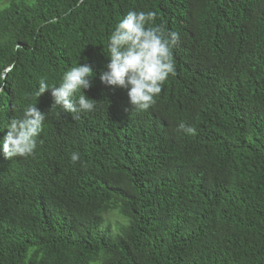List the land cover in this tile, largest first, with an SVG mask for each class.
<instances>
[{"label":"trees","instance_id":"1","mask_svg":"<svg viewBox=\"0 0 264 264\" xmlns=\"http://www.w3.org/2000/svg\"><path fill=\"white\" fill-rule=\"evenodd\" d=\"M133 9L180 36L146 111L99 79ZM85 62L92 112L35 95ZM28 104L43 143L0 153V264H264V0H0V139Z\"/></svg>","mask_w":264,"mask_h":264},{"label":"clouds","instance_id":"2","mask_svg":"<svg viewBox=\"0 0 264 264\" xmlns=\"http://www.w3.org/2000/svg\"><path fill=\"white\" fill-rule=\"evenodd\" d=\"M156 18L154 11L129 10L110 32L108 62L99 75L105 86L126 90L128 104L141 111L155 104L164 83L176 70L172 48L180 40L179 33L166 29L162 23L156 24ZM93 72V66L85 62L66 71L58 85L41 78L35 95L40 97L50 91L53 105L61 106L77 119L80 113L92 112L96 107L84 91L93 85ZM45 119V112L34 104L24 107L21 116L10 118L7 132L0 139V153L4 158L33 156L38 144L43 143L38 138ZM178 128L189 135L197 134L195 127L184 122ZM70 159L75 163L80 154L74 152Z\"/></svg>","mask_w":264,"mask_h":264},{"label":"rangeland","instance_id":"3","mask_svg":"<svg viewBox=\"0 0 264 264\" xmlns=\"http://www.w3.org/2000/svg\"><path fill=\"white\" fill-rule=\"evenodd\" d=\"M114 211V212H113ZM117 209L111 210L105 215V221L101 226V229L106 231L111 236H116L119 234V231L126 226L123 224L125 221L128 223V220L125 219L120 213L116 212ZM104 257L101 254L95 261L90 264H103Z\"/></svg>","mask_w":264,"mask_h":264}]
</instances>
